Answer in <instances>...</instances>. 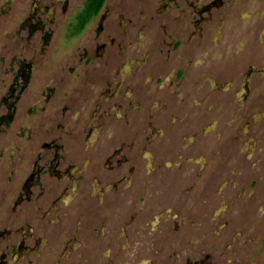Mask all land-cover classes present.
Here are the masks:
<instances>
[{"label": "rangeland", "instance_id": "obj_1", "mask_svg": "<svg viewBox=\"0 0 264 264\" xmlns=\"http://www.w3.org/2000/svg\"><path fill=\"white\" fill-rule=\"evenodd\" d=\"M84 2L85 0H66L64 8L60 2L51 19L48 17L51 13L46 11L42 21L45 23L26 22L24 32H21L23 38L31 33L33 35L29 37L28 44H23L26 46L35 44L37 48L45 47L53 62L57 60L55 56L61 55L60 49L64 41L71 49L66 54L67 63H74L75 66L78 62L81 63L77 67L80 76L76 79L82 81L89 79L85 76V72L94 71V68L103 70L104 66L99 63L98 56L104 57L109 52L112 62L115 60L118 61V65H124V60L127 59L125 69H129L130 65L132 71L139 69L135 62L141 63L144 59V55L140 52L136 55L124 49L121 57H118V51L124 40L122 33L127 34L125 45L130 41L131 45H135L139 50L150 33L144 29L145 23L137 22L133 18L132 22H128L125 15L103 23L100 41H98L100 37L97 40L98 33L95 31L98 22L93 18L77 35L75 44L70 46L78 25L73 24L74 22L71 24L68 20L64 21V17L69 19L81 9ZM119 2L120 0H108L107 4L111 7ZM126 3L130 7L131 4H135L134 0H126ZM170 5L168 3L166 6L169 8ZM12 6L9 14H14L22 8L18 3ZM63 10L64 14H62ZM175 12L170 10L169 14ZM237 12L240 19L209 23L206 32L195 33L190 39L189 35L198 27L193 25L189 27L185 33L187 36L180 39V45L170 57L177 75L171 79L167 78L170 72L167 68L164 69L165 74L158 73L162 75L163 86L172 80L176 87L158 89V81L152 82L151 87H144L143 79H149L146 74L152 72L151 65H148L152 62L140 68L138 79L143 85V90H154L158 94L174 90L176 94L173 95L174 101L179 103L178 114L174 116L176 120L172 125L167 119L166 124H163L162 120L156 124L147 123L150 132L144 134L148 139V146L144 152H149L146 155L148 160L141 162V167L136 165V168L141 169L144 179L139 178L132 182L135 195L124 196V201L121 198H114L112 201L116 203L109 205L113 212L119 210V214L124 215L120 217L131 224L125 230L127 237L133 242H130L131 250L125 249V254L121 253V257L115 260L114 264H264V6L241 7L240 5ZM42 24L43 27L40 26ZM4 27L13 31L14 22L8 20ZM21 34L19 32V37ZM103 39L106 48L101 51L99 47ZM23 47L19 45L14 51L4 55L0 62V65L3 64L0 70L3 68L2 71L5 72L11 69L13 61L19 60L28 73L29 63L32 61ZM133 58L136 61L131 63ZM12 69L15 70V67ZM115 72L116 67H113L108 74L114 76ZM65 73L66 71L61 70L55 72L66 82L65 86L62 82L60 86L51 87L52 95L45 104L47 111L45 115L50 114L52 116L50 119L44 115L29 116L26 109L30 104L27 102L20 104L19 107L16 106L14 111L10 107L11 101L6 104L7 109L0 103L2 183L0 185L3 188L7 187L5 181L10 167L7 161L14 160L21 152H15L16 144L11 143L15 129L27 125L35 130L41 125L44 128L52 127V119L62 121L59 113L63 100H66V92H71L73 99L79 98L77 92L73 93L79 89H71V86H68L70 78L65 76ZM154 78L155 75L150 79ZM1 79L8 83L6 89L10 80H5L0 74V83ZM26 79L27 77L20 78L19 83H24ZM30 83L29 80L28 87ZM127 88L125 86L121 90L120 97L123 100L128 95ZM101 90L103 93V88ZM137 90L138 87H133L132 96ZM152 98H148L145 104L142 103L140 110L152 105ZM77 99L74 106L78 104ZM126 104L135 107L132 98H129ZM89 108L90 105H87L86 110ZM139 111L134 110V112ZM71 114L72 118L78 117L77 111ZM72 118L67 119L66 126L82 124L83 131L77 136L83 145L98 137L94 123L88 124L90 118L87 115L78 121ZM161 125H164L162 140L164 143L159 142L160 145L157 146L154 133L161 128ZM191 138H193L192 144L182 152L181 147L186 146ZM169 143L171 145H165L167 147L165 150L164 144ZM161 146L162 153L159 151ZM152 147L157 158L162 157L163 163L170 159V164L176 162L179 163V167L174 165L169 168L163 167V170L160 168V171L156 170L144 176L147 169L155 167V162L152 161L154 158L150 155ZM170 150H172L171 156L168 154ZM177 155H181V158L178 159ZM187 158L190 163L193 162V165L185 162ZM156 173L160 178H155ZM94 187L97 188L95 184ZM63 198L65 199L66 195ZM3 208L4 205L1 209ZM108 213L111 212L104 211L103 215L106 216ZM12 218L13 215L9 220ZM96 222L100 221L94 220V229L98 230L99 237L106 238L111 235L107 240L112 242L101 244L98 238L92 235L94 249L97 248L94 255L98 258L94 263L89 264H107L109 258H102L101 254L106 255L107 251H110L116 255L124 240L120 237L116 240L114 233H108L105 227L99 226ZM130 227L131 233L127 231ZM5 229L6 227L0 225V249L6 251L9 250L7 246L11 240L7 241ZM133 229L143 238L135 237ZM115 230L116 233H121L118 229ZM88 235V240L92 241L93 237ZM139 240L143 246H140ZM115 241L119 243L117 249L115 244L111 246ZM54 250L45 251L43 257L51 258L52 254L63 251L59 244L55 245ZM82 250L84 248L80 247L77 252L86 257L87 253ZM77 252H71L69 255L75 256ZM11 256L10 254L7 258L3 256L4 260L0 258V264L10 260ZM74 261L76 262L71 264L78 262L83 264L84 260Z\"/></svg>", "mask_w": 264, "mask_h": 264}, {"label": "flooded vegetation", "instance_id": "obj_2", "mask_svg": "<svg viewBox=\"0 0 264 264\" xmlns=\"http://www.w3.org/2000/svg\"><path fill=\"white\" fill-rule=\"evenodd\" d=\"M88 1L85 0L81 9L69 19L64 17V21L68 20L71 24L74 22L73 24L78 25L70 46L75 44L77 35L93 18L98 22L95 31L98 33L97 40L100 37L98 40L100 41L103 23L125 15L128 22L135 19L137 22L145 23L144 29L150 33L147 41L140 46L141 50L131 45L130 41L125 45L128 38L126 33H122L124 40L118 51V57H121L124 49L136 55L140 52L144 55L141 63L134 58L131 61V63L136 61L135 64L139 69L132 71L131 65L129 69H125L127 59L124 60V65H118V61L115 62V60L112 62L109 52L108 55L105 53L104 57L98 56L99 63L104 66L103 70L100 71L93 67L94 71L85 72V76L89 79L84 81L76 79L80 76L77 67L81 63L78 62L77 66L74 63H67L66 54L71 50L69 45L63 41V47L60 49L61 55L55 56L57 60L51 62V56L45 47L37 48L35 44L30 46L23 44H28L32 33L26 38H23L21 34L24 32L26 22L45 23L42 21L43 16H46V11L51 13L48 15L51 19L52 14L57 11V5L61 2L64 8L66 0H0V62L4 55L14 51L19 45L24 46L22 49L28 52L32 61L29 63L28 73L19 60L13 61L12 68L15 67V70L12 68L5 72L2 71L3 68L0 70L5 80H10L6 89L5 86L8 83L3 79L0 83V103L4 108H8L6 104L9 101H11L12 111L16 106L19 107L20 104L27 102L30 104L26 109L29 116L44 115L47 119L52 118L50 114L45 115L47 113L45 104L53 92L51 87L52 85L60 86L62 82L65 86L66 82L63 78L61 79L60 75L55 74L57 70L66 71L65 76L70 78L68 86H71V89H79L73 92L78 93V99H73L72 93L66 92V100H63L59 113L62 121L52 119L53 128H44L41 125L35 130L27 125L16 128L14 135L12 133L11 143L16 144L15 152H21L14 160L7 161L10 165L5 181L7 187L3 188L0 185V225L6 227L7 241L11 240L7 246L9 250L0 249V258L3 259V256L7 258L8 254L12 255L10 260L4 261L3 264H71L76 262L74 260H84L83 264L94 263L98 257L94 255L97 248L94 249L93 236L97 237L101 244L107 242L111 236L99 237L98 230L94 229V220L100 221L96 224L105 227L108 233H114L116 240L118 237L124 240L121 247L117 241L111 244V246L115 244L116 249L119 247L116 255L110 251H107L106 255L101 254L102 258H109L107 264H114V261L121 257V253L125 254V249L130 248V242H132L127 237L125 228L131 224L120 217L124 215L119 214V210L113 212L109 205L116 203L112 201L114 198L123 200L126 195L127 197L135 195L132 182L139 178L144 179L141 169L136 168V165L141 167V162L148 160L146 155L149 152H144L148 146V139L144 134L150 132V126H147V123L156 124L162 120L163 124H166L167 119L172 125L176 120L174 116L178 114L177 105L179 103L174 101L176 95L174 90L158 94L154 90H143V85L151 87L152 82L157 83L158 81V89L177 86L173 85L172 80L163 86L161 79L165 74V68L170 70L167 78L171 79L177 75V70L170 61L172 60L170 57L180 45V39L187 36L185 33L191 25L197 26L198 29L189 35V39L195 33L206 32L209 23L240 19L237 12L240 5L241 7L243 5L264 6V0H134L135 4H131L130 7L126 0H120L118 4L110 7L107 4L108 0H103L99 9L94 14L88 15L86 11ZM98 1L94 0V7L98 6ZM14 3L20 4L22 8L14 14H9L10 7L12 8ZM168 3L171 4L169 8L166 6ZM170 10L176 12L169 14ZM8 20L14 22L13 31L6 30L4 27ZM40 26L43 27V24ZM19 32L21 37H19ZM100 46L101 51L106 48L104 39ZM147 63L151 65L152 72L146 74L149 79H143L142 85L138 79L139 71ZM113 67H116L114 76L108 74ZM143 73H146L145 69ZM153 75L155 78L151 80ZM26 77L24 83H19L20 78L25 79ZM29 80L30 88L28 87ZM125 86L128 87V95L123 100L120 93ZM135 86L138 90L132 96ZM101 88L104 90L103 93H101ZM129 98L135 101L134 108L126 104ZM148 98H152L151 103L153 104L150 105V103V106L140 110L142 103L145 104ZM76 99L78 104L74 106ZM87 105H90V108L86 110ZM134 110L140 111L134 112ZM74 111L78 112V117L72 118L71 113ZM119 112L121 113L117 115ZM84 115L90 118L88 124L94 123L99 135L92 142L83 145L77 136L83 131L82 124L68 127L66 122L71 118L78 121ZM163 126L161 125V128L155 130L154 133L157 146L164 139ZM188 142L186 146L181 147L182 152L192 144L193 138ZM171 144H164L163 148L166 150L165 145ZM153 149L152 147L150 155L154 158L152 161L155 162V167L147 169L144 176L156 170L160 171V168L163 170L172 165L179 167V163L170 164V159L163 163L162 157L157 158ZM159 151L162 153V146ZM171 152L172 150L170 153L167 151L169 156ZM177 158L180 159L181 155H177ZM185 162L193 165L188 158ZM155 178H160V175L156 173ZM5 204L8 206L6 207ZM2 205H4V211L1 209ZM104 211L111 213L104 216ZM12 215L13 218L9 220ZM115 220L117 222H114ZM20 222L22 223L19 225ZM115 229L121 233H116ZM127 231L131 233V227ZM88 234L93 237L92 241L88 240ZM136 236L143 238L137 231H135ZM139 243L143 246L140 240ZM57 244L63 251L52 254L51 258H44L42 254L45 251H53ZM80 247L84 248L87 253L86 257L77 252ZM75 251L77 252L75 256L69 255ZM78 264L82 263L78 262Z\"/></svg>", "mask_w": 264, "mask_h": 264}, {"label": "trees", "instance_id": "obj_3", "mask_svg": "<svg viewBox=\"0 0 264 264\" xmlns=\"http://www.w3.org/2000/svg\"><path fill=\"white\" fill-rule=\"evenodd\" d=\"M102 1L103 0H99L98 6L94 7V0H89L87 4V9H86V11L88 12V15L94 14V12L99 9Z\"/></svg>", "mask_w": 264, "mask_h": 264}]
</instances>
